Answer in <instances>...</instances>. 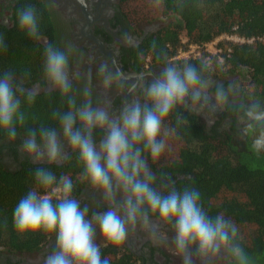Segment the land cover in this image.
Masks as SVG:
<instances>
[{
    "label": "clouds",
    "instance_id": "1",
    "mask_svg": "<svg viewBox=\"0 0 264 264\" xmlns=\"http://www.w3.org/2000/svg\"><path fill=\"white\" fill-rule=\"evenodd\" d=\"M17 24L29 37H39L40 22L34 6L19 10ZM44 57L45 77L68 100V110L56 115L64 140L78 153L82 175L93 187L102 189L106 199L114 198V185L123 197L119 207L94 213L89 219L87 207L81 208L71 195L72 179L61 176L57 180L51 170L38 167L34 173L37 184L43 188L55 185L53 192L60 195L54 203L48 192L29 190L14 207L12 223L20 235L36 232L55 235L54 248L44 264H109L101 256L100 245L95 243L97 229L104 246L118 245L138 220L149 226V213L173 225L175 253L182 264H194L190 254L193 248L202 262L223 253L231 264H251L249 255L237 242V227L222 214L209 217L196 189L172 188L167 194L157 191L153 187L154 175L141 154L142 144L152 160L160 157L165 149V140L159 138L162 122L178 105L192 111L205 107L216 110L227 105L224 87L217 85L214 94H210L212 81L205 78L202 70L192 64L182 67L169 64L145 87L143 103L133 100L118 117L112 118L107 108L94 107L90 99L76 106L67 52L50 44ZM97 74L105 89L113 85L115 76L106 64L99 66ZM83 94L89 97L91 89L86 86ZM28 99H34V93H28ZM23 121L21 100L11 74L6 72L0 75V131L15 139L17 124ZM241 123L242 134L251 137V150L257 154L264 152V108L258 102L251 103L243 109ZM97 128L106 130L99 148L93 137ZM22 148L38 160L57 162L61 140L55 128L41 127L38 134L36 130L28 132Z\"/></svg>",
    "mask_w": 264,
    "mask_h": 264
},
{
    "label": "trees",
    "instance_id": "2",
    "mask_svg": "<svg viewBox=\"0 0 264 264\" xmlns=\"http://www.w3.org/2000/svg\"><path fill=\"white\" fill-rule=\"evenodd\" d=\"M127 4L136 10H157L179 18L148 44L158 59L168 60L183 45L209 42L225 33L254 37L252 42L221 40L223 62L212 56L209 63L207 55L190 61L222 77L248 73L242 85V100L258 102L264 108V40L259 39L264 36V0H128ZM183 36L188 38L185 44ZM35 44L36 38L21 31L17 19L13 29L0 26V75L9 73L12 57L23 53V46ZM16 95L24 115L17 131L24 135L32 126L56 127L59 124L56 114L68 108V101L56 94L34 96L31 101L26 94ZM183 112L172 111L161 125L159 138L165 140V149L158 159L152 160V168L163 179L161 184L171 183L161 193L167 194L172 188L198 190L208 216L222 214L230 220L237 227V242L249 255L251 264H264V152L257 154L251 150V137L237 143L229 137L212 136L196 115ZM8 139L0 131V141ZM38 167L51 170L57 180L61 176L70 177L74 199L85 185L78 153H73L64 165L25 164L16 172L0 164V249L36 250L54 235L44 232L20 235L12 223L14 207L29 190L48 192L56 202L55 185L43 188L37 184L34 173ZM100 251L109 264H136L134 255L122 250L120 244L102 246ZM227 264H231L228 259Z\"/></svg>",
    "mask_w": 264,
    "mask_h": 264
},
{
    "label": "flooded vegetation",
    "instance_id": "3",
    "mask_svg": "<svg viewBox=\"0 0 264 264\" xmlns=\"http://www.w3.org/2000/svg\"><path fill=\"white\" fill-rule=\"evenodd\" d=\"M127 2L128 0H0L1 27L13 29L19 10L29 5L37 10L40 22V34L36 38V44L23 46L21 50L24 52L12 57L9 73L15 92L26 95L31 92L34 96L56 94L67 100L44 74V52L50 44L69 54L68 70L76 106L79 107L85 100L90 99L94 107L107 108L112 118L118 117L124 106L133 100L143 103L145 87L166 65L182 67L191 64L192 59L183 57L158 59L154 50L148 46L167 27L179 21L176 15L160 14L151 9L136 10ZM101 64H106L115 76L113 85L108 89L103 87L102 79L97 74ZM197 68L202 70L205 78L211 79L210 94H214L217 85L224 87L228 94V104L216 110L205 107L199 111H192L181 104L173 111L179 110L181 114L183 111L193 113L204 125L205 131L212 136L219 139L229 137L237 143L244 142L246 136L241 131V116L243 109L253 102L242 100L241 75L222 77L202 67ZM86 86L91 89L89 97L83 94ZM187 103H191L190 99ZM54 128L61 140V155L57 162H49L46 158L38 160L26 154L22 148L26 135L17 131L15 139L0 141V164L12 172L20 170L25 164H66L70 156L77 152L64 140L59 124ZM39 129L33 126L30 128L36 130L37 134ZM105 134V129L94 130L93 137L97 148ZM140 147L147 167L154 175L153 187L161 193L171 183L166 186L160 183L163 179L153 171L151 156L143 151L142 144ZM113 191L114 198L106 199L103 190L93 187L85 178V185L75 199L81 208L87 207V215L91 219L94 213H103L109 208L120 206L122 191L117 190L115 185ZM95 243L100 248L104 246L99 229L95 234ZM54 245L55 235L36 250L0 249V264H44L45 257L51 253ZM120 247L134 255L136 264H182V259L175 253L173 225L162 222L154 213H149L148 227L140 220L130 226ZM190 254L194 264L227 262L223 253L215 259L203 262L196 256L194 248L190 250Z\"/></svg>",
    "mask_w": 264,
    "mask_h": 264
},
{
    "label": "built area",
    "instance_id": "4",
    "mask_svg": "<svg viewBox=\"0 0 264 264\" xmlns=\"http://www.w3.org/2000/svg\"><path fill=\"white\" fill-rule=\"evenodd\" d=\"M223 39L227 40H233L236 42H252L255 38H245L241 37L237 34H221L217 36L215 39L209 42H203V43H188L186 45L181 46L177 53L174 55L173 58L176 57H183L184 59H195L202 57L204 55L206 56V59L209 63H211L212 56H216L219 61H224V50L220 46V41ZM260 40H264L263 37H259ZM188 38L186 36L182 37V41L185 44L187 42ZM230 50V48L228 49ZM60 195L59 193H57Z\"/></svg>",
    "mask_w": 264,
    "mask_h": 264
},
{
    "label": "rangeland",
    "instance_id": "5",
    "mask_svg": "<svg viewBox=\"0 0 264 264\" xmlns=\"http://www.w3.org/2000/svg\"><path fill=\"white\" fill-rule=\"evenodd\" d=\"M240 75H241L240 80L242 81V83H244L247 80L248 73L242 72ZM226 264H227V262H226Z\"/></svg>",
    "mask_w": 264,
    "mask_h": 264
}]
</instances>
